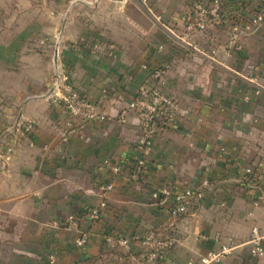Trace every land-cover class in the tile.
Wrapping results in <instances>:
<instances>
[{
	"label": "crops",
	"instance_id": "1",
	"mask_svg": "<svg viewBox=\"0 0 264 264\" xmlns=\"http://www.w3.org/2000/svg\"><path fill=\"white\" fill-rule=\"evenodd\" d=\"M82 1L52 64L0 58V264H137L140 243L118 239L148 229L175 235L159 264H200L223 245L217 264H264V241L257 256L248 242L264 229V18L246 27L263 0H224L221 19L190 35L184 16L207 0ZM158 71L173 120L140 147L128 103ZM59 72L103 118L70 117L51 97ZM203 181L177 217L151 196Z\"/></svg>",
	"mask_w": 264,
	"mask_h": 264
},
{
	"label": "built area",
	"instance_id": "2",
	"mask_svg": "<svg viewBox=\"0 0 264 264\" xmlns=\"http://www.w3.org/2000/svg\"><path fill=\"white\" fill-rule=\"evenodd\" d=\"M144 2L147 0H143ZM224 0H207L204 2H194L190 11L184 16L185 33L195 34L208 29L212 23L219 21L222 17V5ZM264 0L262 1V11L253 15L246 27L255 28L264 18ZM156 80L152 85L141 86L133 99L128 103V107L135 110L141 127V137L139 145L144 146L150 142L154 134L166 128L173 120L174 101L163 88L162 73H154ZM51 97L61 103L70 117L80 119H101L103 115L97 110L94 102L88 99L82 92L73 87L68 81V75L64 72L56 74ZM31 124H27L24 129L30 130ZM64 140H66L64 138ZM144 162L137 161L138 169ZM206 181L201 185L186 187L180 193H174L167 185L161 186L152 191L151 196L166 204L170 215H183L188 213L194 201L204 195L203 188ZM105 203L89 209L86 213L88 220L94 221L100 216ZM68 219H73V215H68ZM87 235L82 234L75 239V245L82 247L85 245ZM138 241L141 245V256L137 264H159L164 260L167 250L175 242V235L167 230L148 229L132 238H119L118 243L130 245L131 241ZM264 241V229L257 226L252 227L249 243L252 255H260L263 252L262 242ZM232 247L223 245L218 250L208 251L199 258L200 264H217L223 256L230 253ZM49 263L55 264L54 256L49 257Z\"/></svg>",
	"mask_w": 264,
	"mask_h": 264
},
{
	"label": "rangeland",
	"instance_id": "3",
	"mask_svg": "<svg viewBox=\"0 0 264 264\" xmlns=\"http://www.w3.org/2000/svg\"><path fill=\"white\" fill-rule=\"evenodd\" d=\"M73 2L0 0V58L5 57V66L9 59L10 67H17L20 58L26 59L28 66L39 59L52 64L57 52L55 43L58 36H63L61 29L68 19L66 9L73 4L82 9L85 3Z\"/></svg>",
	"mask_w": 264,
	"mask_h": 264
},
{
	"label": "trees",
	"instance_id": "4",
	"mask_svg": "<svg viewBox=\"0 0 264 264\" xmlns=\"http://www.w3.org/2000/svg\"><path fill=\"white\" fill-rule=\"evenodd\" d=\"M172 217H177V216H180V215H171ZM155 231H156V229H154ZM136 235H138V234H136Z\"/></svg>",
	"mask_w": 264,
	"mask_h": 264
}]
</instances>
